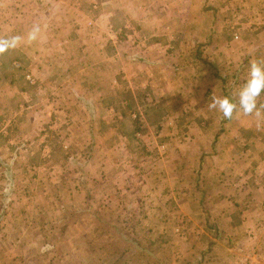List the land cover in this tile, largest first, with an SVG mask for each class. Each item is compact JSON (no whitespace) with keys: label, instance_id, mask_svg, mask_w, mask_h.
Listing matches in <instances>:
<instances>
[{"label":"rangeland","instance_id":"obj_1","mask_svg":"<svg viewBox=\"0 0 264 264\" xmlns=\"http://www.w3.org/2000/svg\"><path fill=\"white\" fill-rule=\"evenodd\" d=\"M117 1L0 0V133L13 139L0 154L10 158L0 181L13 189L0 214V264H264L263 233L249 238L223 216L245 180L197 173L199 158L208 170L223 158L216 137L234 117L211 116L207 81L205 97L190 99L189 73L171 88L124 74L129 59L145 63L142 43L155 24L134 21L131 2ZM183 4L197 16L168 13L159 38H192L173 57L193 69L198 61L219 94L238 91L224 75L239 76L258 58L251 46L264 43V0ZM229 46V55L218 48ZM217 178L220 202L211 197Z\"/></svg>","mask_w":264,"mask_h":264},{"label":"crops","instance_id":"obj_2","mask_svg":"<svg viewBox=\"0 0 264 264\" xmlns=\"http://www.w3.org/2000/svg\"><path fill=\"white\" fill-rule=\"evenodd\" d=\"M95 1V0H94ZM189 1L192 2V0H129L128 2H131L133 8L135 9L133 13L134 21L142 20L145 23L153 22L155 26L152 28L150 32H145L147 35H149L147 40L148 42L142 43L144 45V51L147 52L145 63H140L136 60L129 59L127 70L124 74H131V75H138V77H149L151 80L156 81H163L166 83L170 88L171 85H176L180 82V79H183L185 76H188V73L191 75V81L192 83L188 86H186V91L191 93L189 95L191 98H200L205 97L204 93L205 90H203L202 85L203 81H207L209 83V87L212 88L211 94L209 93L208 96H230L232 99H237L236 93L238 91L232 90L230 93H222L219 94L218 92V84L219 81L216 79V77L210 76L208 77L207 70L202 72V66L199 65V62L197 61V65L199 67H193L191 66L192 61L191 60H183L184 58H174V52H176L179 48V46L183 45L185 46V49L189 45V41H192V38H188V40H184L182 36L181 31H179L180 35L179 38L183 39L182 41L177 42V36H172L166 33V38H159L161 35H164L161 31L165 30L160 26V22L165 17H168V13L170 17H176L179 16L183 19H187L188 17H191L196 12H192L190 10L182 9V7H185L184 3H188ZM117 2V0H101V4L107 5V3H114ZM100 3V0H99ZM127 3V1H126ZM121 4H124L123 2L119 3V7ZM138 4H141L142 6H136ZM170 4V7L168 8V5ZM153 6L152 9H149V7ZM89 4V8H90ZM139 8V9H138ZM179 8V9H178ZM105 12L109 11V8L107 7ZM110 14V13H109ZM201 14V13H199ZM264 15V13H263ZM197 16V15H196ZM128 19L125 17V20ZM167 26V25H166ZM216 28H213L215 30ZM76 31V29L74 30ZM133 34H131L133 37L137 33H140L139 31L134 30ZM184 32L187 34L188 37H190L188 34V30L184 28ZM144 33V32H143ZM197 34V32H196ZM219 35V30H216V32H213V35ZM199 35V34H198ZM144 36V34H143ZM123 38V37H121ZM131 38V37H129ZM128 38V39H129ZM124 39V38H123ZM122 41H120L121 43ZM207 48L213 49V43L209 44V41L207 42ZM119 45V44H118ZM229 43H225V46H228ZM120 46V45H119ZM138 47V45L136 46ZM204 48V46H202ZM220 48V51H226V55L232 54V47L228 48ZM252 50L254 51V55L257 56V59H264V43L259 44L256 46H251ZM132 51H137L135 47H132ZM164 49L167 51V55L163 59H151L148 56L150 55L149 52L157 51ZM216 50V49H214ZM246 50H244L245 52ZM170 52V53H169ZM215 52V51H214ZM219 52V51H218ZM218 52H215L217 54L212 55L210 62H215L219 66V61L217 60V56L219 55ZM230 57V56H228ZM215 59V61H214ZM254 61L253 59H249L248 65H246V68L239 74V76H234L233 74L226 73L224 77H226V80L228 83L231 84H242L247 79L248 75V68L249 64ZM201 62V61H200ZM230 62V61H228ZM137 64L139 65V72L135 74V70L137 69ZM143 64V65H142ZM101 65V64H100ZM84 66L91 67V63L89 60L84 63ZM108 64L104 63L102 64V68L107 67ZM227 68L230 70H233L232 65H228ZM143 69V72H142ZM105 73H107V70H104ZM111 73V72H110ZM212 73V72H211ZM189 75V76H190ZM101 78L106 77L105 74H99ZM216 76V75H215ZM210 84H213L214 86H210ZM183 85V84H182ZM239 87V88H240ZM198 98V99H199ZM261 105H264V95L260 97ZM203 100V99H202ZM202 100L200 99V104H202ZM199 109H203L201 106ZM9 112V111H8ZM211 116H215L214 119H216L219 115H222L221 112L211 109L210 112ZM217 115V116H216ZM223 116V115H222ZM248 121V123H247ZM9 120L6 122L4 119V124L8 123ZM225 124V123H224ZM10 127V124H7ZM3 127H6V125H3ZM225 126H223V130L220 132V134L216 137L217 144H218V150L220 152L219 156H222L223 158H213L214 165L211 169L208 170L207 164L209 163L208 158H199V166L197 169H199L200 177L202 178V175L208 176L207 179L215 178L217 175H221L220 173L229 174L230 176H233L234 179L239 180H245L243 183V186H241V190H235L237 191V195L234 193V197H230L229 204L230 207L232 206V210L229 214H224L223 216H228V220H230L229 225L230 227L235 228H246L249 229L247 232L249 233V238H255L256 234H258L260 231L264 235V106L260 108L259 114H253V115H244L242 112H238L234 114V118L228 122V126L226 129H224ZM10 131V128H8ZM7 134V133H6ZM5 133H0V154L1 150L5 153V150L10 149V146L12 144L13 139H11L10 134L8 133L6 135ZM24 135V134H23ZM8 157V156H7ZM7 159L5 163L2 162L0 158L1 165L9 163L10 158H3ZM47 166L44 164H37L36 168L40 170H46L48 172V168L45 169ZM5 172L8 174L10 173L9 170H7L4 167ZM218 173V174H217ZM3 183H5V179H3ZM0 181V198L2 200L0 201V214H3L4 218L6 217L7 213L5 210V205L8 201H10V198L7 197L9 192L6 191H12L13 189L8 188ZM207 183V182H206ZM210 185L215 189V194H212L211 191V197L212 195H215L216 202H220L218 198V194H221L220 192V182L219 178L216 179V182L210 183ZM218 191V194H217ZM231 194V195H233ZM242 195V198L239 200V196ZM230 196V194H228ZM210 197V198H211ZM212 201H210L211 203ZM222 207V206H221ZM215 209V208H213ZM219 211H222L221 208ZM217 215V214H216ZM218 219V218H216ZM245 229V230H246ZM252 232V233H251ZM239 237V236H238ZM247 237V239H249ZM251 240V239H249Z\"/></svg>","mask_w":264,"mask_h":264},{"label":"clouds","instance_id":"obj_3","mask_svg":"<svg viewBox=\"0 0 264 264\" xmlns=\"http://www.w3.org/2000/svg\"><path fill=\"white\" fill-rule=\"evenodd\" d=\"M31 38H35L34 35ZM6 45L0 43V52ZM264 95V59H256L249 64L247 79L236 93L237 99L230 96H213L208 107L222 113L225 119L231 120L235 113L244 115L259 114L260 97Z\"/></svg>","mask_w":264,"mask_h":264},{"label":"trees","instance_id":"obj_4","mask_svg":"<svg viewBox=\"0 0 264 264\" xmlns=\"http://www.w3.org/2000/svg\"><path fill=\"white\" fill-rule=\"evenodd\" d=\"M118 39H121L120 37H118Z\"/></svg>","mask_w":264,"mask_h":264}]
</instances>
